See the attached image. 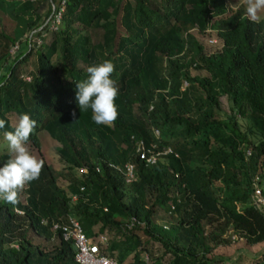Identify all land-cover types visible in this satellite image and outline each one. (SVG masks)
Segmentation results:
<instances>
[{
	"label": "trees",
	"instance_id": "trees-1",
	"mask_svg": "<svg viewBox=\"0 0 264 264\" xmlns=\"http://www.w3.org/2000/svg\"><path fill=\"white\" fill-rule=\"evenodd\" d=\"M45 2L41 17L37 8ZM17 12H33L25 27L37 29L51 13L50 0H23ZM6 22L10 28H0V66L9 63L0 75V119L6 121L0 136L14 130L11 113L30 114L38 122L30 142L38 145L37 133L46 130L60 143L59 158L70 171L61 177L77 199L45 162L39 179L22 189L24 203L20 193L16 204L0 201V264H79L71 243L52 229L68 215L93 241L113 232L105 253L118 264H221L210 254L230 227L250 245L264 242V205L248 203L264 183V16L252 21L242 3L231 7L227 0H66L58 29L48 22L42 42L25 39V47L16 42L23 31ZM94 29L102 30L97 42ZM193 29L214 31L220 49L206 52ZM104 60L114 63L120 90L111 126L97 125L91 109L82 113L76 101L86 69ZM153 128L177 156L146 165L131 136L151 144ZM10 158L1 153L0 167ZM108 161L131 162L135 180L127 183ZM78 168L86 173H71ZM220 187L228 191L220 195ZM159 212L174 221L157 223ZM132 217L139 223L128 228ZM146 241L157 242L161 253H151Z\"/></svg>",
	"mask_w": 264,
	"mask_h": 264
},
{
	"label": "rangeland",
	"instance_id": "rangeland-1",
	"mask_svg": "<svg viewBox=\"0 0 264 264\" xmlns=\"http://www.w3.org/2000/svg\"><path fill=\"white\" fill-rule=\"evenodd\" d=\"M23 0H0V28H6L7 30L10 28V25L6 22V20H10L15 24V29H20L23 32L22 39L20 38L19 41H16L19 43L20 47H25V39H27V36L32 30H28L27 27H25L26 22L30 19L34 18V14L30 13H24V14H17V8L19 4ZM228 4L231 7H236L240 3H242L246 7V0H227ZM40 5V4H39ZM17 7V8H16ZM49 8V4L45 2L41 7L37 8V12L41 15V17L45 16ZM35 13V12H34ZM19 15V16H18ZM264 16V13L261 14L260 20ZM18 31V30H17ZM192 32L196 35L198 40L203 44V46L206 49V52H213L216 50H219L221 47V42L217 39L216 33L214 31H211L209 29L205 30V32H199L197 29H193ZM101 29H94L90 31V36L93 39L94 42H97L101 39ZM21 35V36H22ZM19 37V32L18 35ZM17 37V39H18ZM16 44V43H15ZM12 44L8 52L10 54V59H12V56H15L14 52L17 51L16 45ZM37 47H35L36 49ZM45 49V48H44ZM35 50H33V55L31 56L29 62L26 64V69L28 70L25 72V74L29 75V71H33L34 64H35ZM9 63L6 62L4 66H0V75L6 73L7 67ZM191 72L193 74L198 75H206V72L197 70L195 68L191 69ZM27 77V76H25ZM221 107L224 111L228 113V103L224 97L221 99ZM11 118L10 121L13 125H16L18 122V118H16L15 114H10ZM38 137V145H34L31 142L29 143L30 150L32 154L36 155L38 158L43 159L45 162H47L50 167L53 169L57 176V184L64 189L68 190V182L65 178L61 177V174L65 171H69V169L65 166V164L60 160L59 154L57 149L60 147V143L54 139L46 130L39 131L37 133ZM3 152H8L7 148V142L4 140V136H0V154ZM70 172V171H69ZM71 173L75 175H80V172L76 169H73ZM26 187V186H25ZM24 187V188H25ZM264 187V183L261 185H258L257 188L261 189ZM219 194L226 193L228 190L224 189V187H220L216 189ZM68 194L70 195V192L68 190ZM255 189L250 194V198L248 203H254L257 199L255 197ZM20 200L24 203L25 202V194L21 190L20 192ZM162 212H159L156 216V222L160 224H165L166 226L170 225V222L174 221V219H171L168 215H161ZM97 229V228H95ZM139 235L141 236L142 240L145 241L146 236L139 230ZM107 239L110 240V238L113 236V232L106 233ZM225 242L222 244H219L216 246L213 250V252L210 254V256L214 259L221 258L222 261H220L221 264H259L264 262V242L258 243L256 245H250L248 244L245 239L239 238V235L237 232L234 231L232 227L228 229V231L224 234ZM57 240H54L52 242H56ZM108 241V240H107ZM146 246L151 249V253H154L155 255H159L161 253L160 245L157 242L154 241H146ZM49 246V244L47 245ZM104 251L107 253V247L104 245ZM105 253V254H106ZM107 255V254H106ZM147 253H143V256L147 258V261L150 262V257L146 256ZM151 256V255H150ZM166 258L168 257L165 256ZM132 259V255L127 257L125 262H128Z\"/></svg>",
	"mask_w": 264,
	"mask_h": 264
},
{
	"label": "clouds",
	"instance_id": "clouds-1",
	"mask_svg": "<svg viewBox=\"0 0 264 264\" xmlns=\"http://www.w3.org/2000/svg\"><path fill=\"white\" fill-rule=\"evenodd\" d=\"M264 13V0H246V15L257 21ZM87 78L76 84V101L83 113L92 111V119L97 125L111 126L119 117L116 99L120 94L119 85L113 74L116 72L111 60H104L86 69ZM72 116L76 117L73 110ZM37 121L30 114L19 116L13 131L4 132L10 159L0 167V201L11 204L19 202L18 197L26 184L38 180L45 161L32 154L30 138L37 130ZM6 121L0 119V129Z\"/></svg>",
	"mask_w": 264,
	"mask_h": 264
},
{
	"label": "built area",
	"instance_id": "built-area-1",
	"mask_svg": "<svg viewBox=\"0 0 264 264\" xmlns=\"http://www.w3.org/2000/svg\"><path fill=\"white\" fill-rule=\"evenodd\" d=\"M66 0H61L58 5L50 0L51 13L46 20L45 24H49V29L57 30L62 19V14L65 10ZM44 24V25H45ZM44 25L37 29H33L27 36L29 45L36 42L39 45L42 39L45 37L46 33L44 31ZM18 49V44L16 48ZM16 52V51H12ZM29 79V77H26ZM187 85L184 81L182 89ZM151 109V107H150ZM154 141L151 144H147L143 139H136L134 136L131 138L134 141L135 152L139 159L144 161L146 165H154L159 162H165L167 158L172 154L177 156L173 149L168 145H161L159 141L160 131L157 128L152 130ZM249 153V151H247ZM107 165L110 168L115 169L119 174H121L127 183L135 180L134 165L131 162H126L124 164H115L108 161ZM100 167H96V171L99 172ZM81 173H86L85 168L76 169ZM83 187H81V190ZM255 204L264 205V197L261 195L259 188L255 187ZM71 199L75 201L77 199L76 194H71ZM172 207V206H171ZM173 208V207H172ZM17 213L22 214V211L15 209ZM139 222L135 218H131L126 224L128 228L138 224ZM52 229L60 233V237L64 241L71 243L74 250V259L79 264H118L113 258L105 254L104 245L107 247V237L100 235L96 241L89 239L85 232L83 231L80 223L74 217L68 215L64 221H53Z\"/></svg>",
	"mask_w": 264,
	"mask_h": 264
}]
</instances>
